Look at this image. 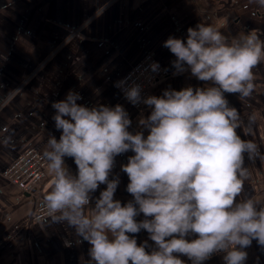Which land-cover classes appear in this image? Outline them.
Listing matches in <instances>:
<instances>
[{"label":"clouds","instance_id":"1","mask_svg":"<svg viewBox=\"0 0 264 264\" xmlns=\"http://www.w3.org/2000/svg\"><path fill=\"white\" fill-rule=\"evenodd\" d=\"M256 2L264 5V0ZM163 46L177 58L173 66L178 71L186 64L194 77L215 86L146 98L144 103L154 106L144 122L150 128L146 139L128 131L131 121L120 105L89 109L78 105L80 97L71 92L54 103L55 126L62 134L59 141L49 138L43 152L51 177L44 197L48 217L75 228L91 245L95 264H184L174 254L202 264L217 252L226 253L225 264H244L242 249L252 240L264 246V208L257 210L254 199H235L250 176L245 153L250 160H264V155L255 142L237 134L243 121L224 93L252 95L253 70L264 62V41L250 33L230 42L213 25L201 23L188 29L186 43L169 37ZM126 97L138 103L139 86L129 88ZM254 123L250 116L245 134H253ZM130 149L135 155L123 171L138 209L132 202L122 206L114 200L118 180L108 179L114 158ZM66 156L74 158L75 177L65 167ZM100 184L106 190L95 208L86 211L90 193ZM139 213L152 219L137 223ZM141 229L150 233L158 250L149 254L127 235ZM189 233L198 238L189 242Z\"/></svg>","mask_w":264,"mask_h":264},{"label":"crops","instance_id":"2","mask_svg":"<svg viewBox=\"0 0 264 264\" xmlns=\"http://www.w3.org/2000/svg\"><path fill=\"white\" fill-rule=\"evenodd\" d=\"M201 23L213 25L230 42L250 33L264 41V5L256 0H0V264H95L91 245L75 228L50 217L32 220L36 205L51 189L47 168L42 181L27 192L6 181L2 173L26 149L43 154L49 138L59 141L62 130L55 126L53 104L70 92L80 97L78 105L89 109L122 106L131 121L128 131L146 139L150 128L144 122L154 106L135 109L121 97L117 84L150 54L168 75L151 85L148 97L215 86L194 77L186 64L184 71H178L173 66L177 58L163 46L169 37L186 43L188 29ZM253 71L250 97L224 96L243 121L237 134L255 142L264 155V62ZM250 116L255 117L252 135L245 134ZM134 155L131 149L117 155L108 179L118 180L113 199L122 206L132 202L138 209L123 171ZM64 164L71 175H78L74 158L64 157ZM244 167L250 176L235 203L254 199L260 210L264 208V160H250L245 153ZM106 188L100 184L90 193L86 211L95 208ZM145 219L152 217L143 213L135 217L137 223ZM127 235L149 254L158 250L145 229ZM197 235L189 233L185 239L190 242ZM242 250L247 253L244 264H264V246L256 240ZM225 254H212L202 264H225ZM174 255L184 264H193L186 255Z\"/></svg>","mask_w":264,"mask_h":264},{"label":"built area","instance_id":"3","mask_svg":"<svg viewBox=\"0 0 264 264\" xmlns=\"http://www.w3.org/2000/svg\"><path fill=\"white\" fill-rule=\"evenodd\" d=\"M153 65H158L155 71L153 70ZM167 75L166 69L157 59L150 54H146L122 77L117 84V89L124 100L128 101L135 109L140 110L145 105L144 100L148 98L151 85ZM134 85H138L140 88V101L135 104L126 97L127 90ZM46 168L47 161L43 158V154L30 148L20 153L3 171L2 175L6 181L27 192L42 181ZM47 217L48 211L44 201L38 202L32 215V220L39 221ZM197 238L198 235L194 239Z\"/></svg>","mask_w":264,"mask_h":264}]
</instances>
